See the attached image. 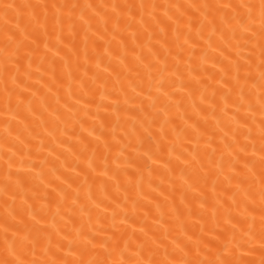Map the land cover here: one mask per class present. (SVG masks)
I'll use <instances>...</instances> for the list:
<instances>
[{"label":"bare ground","instance_id":"bare-ground-1","mask_svg":"<svg viewBox=\"0 0 264 264\" xmlns=\"http://www.w3.org/2000/svg\"><path fill=\"white\" fill-rule=\"evenodd\" d=\"M0 264H264V0H0Z\"/></svg>","mask_w":264,"mask_h":264}]
</instances>
